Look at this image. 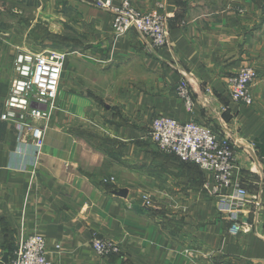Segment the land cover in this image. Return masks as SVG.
I'll return each mask as SVG.
<instances>
[{"label": "crops", "instance_id": "1", "mask_svg": "<svg viewBox=\"0 0 264 264\" xmlns=\"http://www.w3.org/2000/svg\"><path fill=\"white\" fill-rule=\"evenodd\" d=\"M130 1L165 15L162 46L135 29L115 37L91 0H0V114L19 50L56 40L69 51L38 152L0 119L1 264L35 232L53 264H264V0ZM244 65L256 72L249 105L228 89ZM160 115L228 138L246 230L228 231L210 173L148 137ZM94 237L119 251L98 255Z\"/></svg>", "mask_w": 264, "mask_h": 264}, {"label": "built area", "instance_id": "2", "mask_svg": "<svg viewBox=\"0 0 264 264\" xmlns=\"http://www.w3.org/2000/svg\"><path fill=\"white\" fill-rule=\"evenodd\" d=\"M95 6L109 11L115 37L135 29L149 38L154 47L166 41V18L159 9L140 11L130 0H91ZM69 51L62 48L19 50L13 61L9 91L4 100L5 110L0 119L13 124L21 140L28 136L38 152L43 145L47 120L55 108L61 73ZM256 78L251 65H244L228 79L230 98L242 104L253 102L250 86ZM176 93L186 110L191 112L194 101L187 82L177 84ZM148 137L157 147L180 160L192 162L210 173L212 180L204 187L214 198L218 209L228 214V231L236 234L246 230L239 221L238 209L248 201L246 189L234 178L235 154L233 146L209 126L195 120L180 122L168 116L153 119ZM59 247V245H55ZM91 247L106 256L119 251V245L109 239L94 237ZM1 264V258H0ZM10 264H53L47 258L45 237L35 232L22 239L14 250Z\"/></svg>", "mask_w": 264, "mask_h": 264}, {"label": "rangeland", "instance_id": "3", "mask_svg": "<svg viewBox=\"0 0 264 264\" xmlns=\"http://www.w3.org/2000/svg\"><path fill=\"white\" fill-rule=\"evenodd\" d=\"M48 44L51 45L54 48L58 47V46H56V44H55L54 41L52 42V44L51 43H48ZM42 48H45V47H43V46H40V47L39 46H35L32 49H30V48L27 47V49H21V50H33V51L35 50L36 51V50H40Z\"/></svg>", "mask_w": 264, "mask_h": 264}, {"label": "trees", "instance_id": "4", "mask_svg": "<svg viewBox=\"0 0 264 264\" xmlns=\"http://www.w3.org/2000/svg\"><path fill=\"white\" fill-rule=\"evenodd\" d=\"M55 41H56V40H55ZM55 41H54V42H55ZM55 43H56V42H55ZM57 44H58V43H57Z\"/></svg>", "mask_w": 264, "mask_h": 264}]
</instances>
